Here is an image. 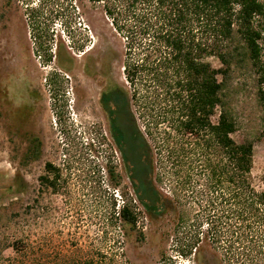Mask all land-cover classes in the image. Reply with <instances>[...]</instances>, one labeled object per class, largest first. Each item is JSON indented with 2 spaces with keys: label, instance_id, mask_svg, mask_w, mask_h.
<instances>
[{
  "label": "trees",
  "instance_id": "obj_1",
  "mask_svg": "<svg viewBox=\"0 0 264 264\" xmlns=\"http://www.w3.org/2000/svg\"><path fill=\"white\" fill-rule=\"evenodd\" d=\"M66 4L86 18L101 15L105 25L100 28L122 49L124 84L112 82L100 100L111 116V135L133 192L147 217L161 224L158 234L166 246L160 259L169 264H264V186H257L253 175L254 146L264 142V0H3L4 8L22 13L43 51V63L55 62L64 71L73 58L60 39L54 40V22ZM5 14L1 11L0 18ZM86 28L94 37L91 23ZM88 43L91 39L70 47L85 55L95 47L87 48ZM114 51L108 47L107 57ZM236 72H244L243 83L251 79L260 111L257 134L240 141L233 137L239 123L230 104ZM144 112L157 119L151 122L156 129L161 121L170 124L161 140L165 155L159 152L158 160L133 114ZM117 113H127V125L115 124ZM183 134L193 143L184 141ZM40 154L39 139H29L20 165L25 168ZM45 169L53 177L40 175L38 182L56 192L59 170L50 163ZM114 169L106 165L113 185L119 186ZM165 180L172 183L169 193L155 183ZM14 185L24 188L19 173ZM135 209L130 202L119 209L111 204L113 250L108 254H64L47 263L44 254L35 256L23 239H15L0 242V264H113L122 256L114 248L120 242L114 234L126 239L128 229L136 231ZM19 216L11 208L9 218ZM136 234L144 238L142 231ZM7 248L14 257H3Z\"/></svg>",
  "mask_w": 264,
  "mask_h": 264
},
{
  "label": "rangeland",
  "instance_id": "obj_2",
  "mask_svg": "<svg viewBox=\"0 0 264 264\" xmlns=\"http://www.w3.org/2000/svg\"><path fill=\"white\" fill-rule=\"evenodd\" d=\"M64 8V14L54 22L55 36L58 34L54 40L60 39L73 58L68 71L61 70L55 62L43 63V51L35 45L22 13L14 7L4 8L0 0V13H6L5 18H0V242L23 239L26 248L35 256L44 254L47 263L60 260L64 254H108L113 250L108 225L111 204L114 201L119 209L123 202H130L139 214L136 231H142L144 238L129 229L126 239L115 233L114 238H120V242L114 248L122 256L113 264H169L159 255L166 246L158 234L161 224L147 217L136 198L111 135V116L101 108L106 88L112 82L124 84L122 49L109 32L100 28L105 25L101 15L86 18L70 5ZM87 23L93 26L94 37ZM88 39L91 43L87 48L94 43L95 47L85 55L70 47ZM111 45L115 51L108 58ZM210 61L219 65L216 59ZM242 75L244 72L235 73L230 98L239 123L233 135L237 141L254 137L260 127L255 90L249 84L250 78L243 83ZM133 114L158 160L159 152L165 155L161 140L170 124L161 121L156 129L151 122L157 119L151 113ZM127 119V113H117L114 122L125 126ZM216 119L217 113L211 120L215 123ZM33 137L41 143V154L22 168V155ZM183 139L193 143L185 134ZM46 163L59 170L56 192L38 182L40 175L53 177L44 168ZM106 165L115 167L119 186L113 185ZM158 169L162 170L157 168V172ZM17 173L24 181L22 190L14 185ZM253 175L255 184L263 187L264 142L255 143ZM155 183L163 193L170 192L169 181ZM12 202L15 205L10 206ZM11 208L19 218H9ZM106 227L111 236L105 234ZM2 255L12 258L15 252L7 248Z\"/></svg>",
  "mask_w": 264,
  "mask_h": 264
},
{
  "label": "flooded vegetation",
  "instance_id": "obj_3",
  "mask_svg": "<svg viewBox=\"0 0 264 264\" xmlns=\"http://www.w3.org/2000/svg\"><path fill=\"white\" fill-rule=\"evenodd\" d=\"M100 102H101V100H100ZM101 108L105 111V109H104V107H103V105H102V102H101ZM106 112V111H105ZM107 113V112H106ZM46 167V164H45V166H44V168ZM48 172V171H47Z\"/></svg>",
  "mask_w": 264,
  "mask_h": 264
}]
</instances>
